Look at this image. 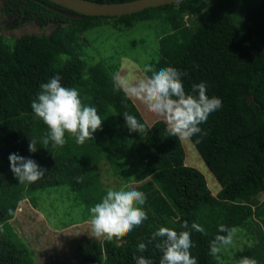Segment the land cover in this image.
<instances>
[{
  "label": "trees",
  "instance_id": "16d2710c",
  "mask_svg": "<svg viewBox=\"0 0 264 264\" xmlns=\"http://www.w3.org/2000/svg\"><path fill=\"white\" fill-rule=\"evenodd\" d=\"M52 7L67 10L49 0H0V29L9 27L4 19L13 14L17 21L52 26L48 33L19 35L11 45L0 35V264H37L10 223L20 201H33L32 192L66 185L76 193L74 205H83L82 217H90L89 209L109 189L101 180L100 163H108L114 173L123 171V184L132 181L129 167H134L136 178L148 177L137 186L146 194L143 208L148 219L124 238L78 245L79 264H135L134 256L140 255L159 264V250L148 244L140 253L137 245L147 243L160 227L184 230L185 221L189 229L195 222L207 233L191 230L190 252L198 264H228L209 254L210 242L224 234L218 232L221 224L244 230L250 243L237 254L264 264V199L258 201L264 192V0H181L131 14L82 18ZM152 18L165 19L167 32L183 46L174 58L165 52L168 43L161 46V53L164 66L188 73L182 77L186 92L193 84L206 82L207 95L222 100V107L201 125L207 135L199 143L198 136L191 138L220 184L216 194L198 169L184 163L183 145L170 136L166 122L154 118L149 122L146 106L115 88L118 67L82 54L89 43L87 30L107 20L123 30ZM55 75L61 76L62 86L76 88L82 102L96 107L103 120L102 129L83 145L68 133L63 147L41 143L49 130L33 113L31 102L41 84ZM125 112L147 132H129ZM31 139L37 141L35 153L28 150ZM13 153L35 160L46 170L44 177L32 184L19 183L10 170ZM127 155L135 159L129 165ZM78 176L83 183H77ZM9 209L14 214L9 215Z\"/></svg>",
  "mask_w": 264,
  "mask_h": 264
},
{
  "label": "clouds",
  "instance_id": "9594fccd",
  "mask_svg": "<svg viewBox=\"0 0 264 264\" xmlns=\"http://www.w3.org/2000/svg\"><path fill=\"white\" fill-rule=\"evenodd\" d=\"M142 70L145 73L144 77L135 80H130L119 73L114 74L115 88L123 91L126 97L140 101L149 112L161 117V120L166 122L170 136H175L180 141L198 136L197 142H201L207 135L201 125L222 107V100L207 95L206 82L193 84L191 91L186 92L182 77L188 73L174 67L156 70L153 65L145 64ZM40 89L37 97L31 102V109L49 130L41 141L42 145L51 142L53 147H63L66 143L65 133L71 134L77 144L83 145L86 140H93L94 133L102 129L103 120L97 108L85 105L76 88L62 86L60 75H55L47 83L41 84ZM123 117L129 132H147L145 125L134 115L125 112ZM28 150L31 153L37 151L35 139H31ZM9 161L10 170L21 184L35 183L45 175L46 170L31 158L13 153L9 155ZM75 179L77 183H83L82 176ZM146 200V194L134 188L107 189L101 202L89 209L91 236L108 240L126 237L135 227L148 219L143 208ZM8 212L9 215L14 214L12 209ZM181 227L184 230L160 227L152 233L147 243L141 242L137 245V251L143 253L147 250L148 244H152L161 253L159 264H198L190 252L194 247L191 230L203 235L207 233L195 222L191 224V229L187 221ZM2 228L3 225H0V230ZM218 232L224 234H217L210 242L209 254L220 262L221 252L234 244L238 229L221 224ZM134 260L135 264H153L151 259L143 255L134 256ZM235 264H258V261L243 256L236 260Z\"/></svg>",
  "mask_w": 264,
  "mask_h": 264
},
{
  "label": "rangeland",
  "instance_id": "374dc122",
  "mask_svg": "<svg viewBox=\"0 0 264 264\" xmlns=\"http://www.w3.org/2000/svg\"><path fill=\"white\" fill-rule=\"evenodd\" d=\"M235 10L233 13L242 17L241 11ZM186 20L187 17L184 16L183 21ZM4 21L9 27L0 29V35L9 45L16 37L24 33H48L52 28L51 25L41 28L26 19L17 21L16 14L7 15ZM169 30V24L163 18L141 20L123 30H119L112 21L107 20L84 33L88 35L89 43L82 54L90 56L92 60L106 61L110 64V68L113 67L112 69L118 67L117 73L130 80L140 79L145 75L142 70L145 64L153 65L156 70L167 67L163 64L161 46L164 47L168 43V50L165 49V52L170 58H174L183 47L179 43V38L167 32ZM144 109L145 117L149 122H152L153 118L154 120L162 119L149 112L146 107ZM181 143L184 148L183 161L185 164L198 169L203 174L211 193L216 194L220 189V184L204 162L194 142L190 139L181 140ZM111 144L115 145L110 142ZM130 157V155L126 156L130 159L126 162L127 165L135 160ZM133 168L129 167L128 171L132 181L123 184L120 182L123 171L114 173L108 163H100L101 180L108 188L137 190V186L146 181L148 177L136 178L137 175L135 176ZM31 196L33 201L24 199L19 202L16 214L10 223L32 251L37 264H79L75 254L76 247L103 239V237L96 239L91 236L90 217L85 214L82 217L85 209L82 204L76 206L78 205L75 200L77 199L76 193L68 186L60 185L37 190L32 192ZM262 199H264V192L259 194L258 201ZM249 243L250 240L245 237L244 230L238 229L234 244L221 252V260L224 263L235 264L236 260L242 258L237 251L248 246Z\"/></svg>",
  "mask_w": 264,
  "mask_h": 264
},
{
  "label": "water",
  "instance_id": "95a60500",
  "mask_svg": "<svg viewBox=\"0 0 264 264\" xmlns=\"http://www.w3.org/2000/svg\"><path fill=\"white\" fill-rule=\"evenodd\" d=\"M67 10L56 9L61 14L73 18H82L84 15L120 16L142 11L149 7L165 5L181 0H126L101 2L94 0H49Z\"/></svg>",
  "mask_w": 264,
  "mask_h": 264
}]
</instances>
